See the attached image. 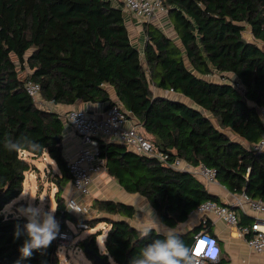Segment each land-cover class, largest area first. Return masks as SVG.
<instances>
[{"label":"trees","instance_id":"obj_1","mask_svg":"<svg viewBox=\"0 0 264 264\" xmlns=\"http://www.w3.org/2000/svg\"><path fill=\"white\" fill-rule=\"evenodd\" d=\"M163 4L176 37L146 21L142 50L132 42L122 0H0V264H63L56 239L43 254L21 259L26 236L15 239L14 233L27 221L4 211L35 168L25 152L32 158L47 152L61 170L55 212L60 230L68 221L86 220L91 227L106 222L104 244L116 264H129L152 239L163 238L153 231L142 239L134 223L140 209L120 200L95 198L99 215L91 220L67 208L61 193L72 174L63 147L65 124L60 113L29 94L28 81L38 83L40 100L54 106L83 100L109 107L116 103L111 85L127 116L133 115L169 160L211 166L231 192L264 200V148H253L264 139V0ZM152 85L183 94L193 104L156 95ZM9 138L21 142L19 150L5 149ZM99 146L107 172L127 192L146 197L171 227L186 222L201 203L219 202L191 172L120 142L100 140ZM198 229L177 232L191 248ZM100 234L92 232L79 243L94 251L86 254L96 264H102L95 257L101 254Z\"/></svg>","mask_w":264,"mask_h":264},{"label":"built area","instance_id":"obj_2","mask_svg":"<svg viewBox=\"0 0 264 264\" xmlns=\"http://www.w3.org/2000/svg\"><path fill=\"white\" fill-rule=\"evenodd\" d=\"M124 7L132 15L141 21H153L160 14H166L163 0H122ZM27 90L29 94L42 107L53 108L51 102L40 100V85L33 81H28ZM66 123H70L76 133L81 138V144L74 158L68 162L69 171L72 174L74 189L80 195H88L91 192V184L95 177L106 171V160L100 155V140L105 142H120L125 144L128 149L142 155L157 157L163 163L180 170L193 173L205 185L216 183V169L201 164H193L180 157L169 160L170 155L160 151L156 144L146 135L139 125L126 126L128 120L127 112L119 102L109 106L103 116H97L85 109L71 108L61 114ZM255 149L264 148V139L254 145ZM241 207L244 211L251 210L254 219L249 224H241L240 235L244 237L250 247L264 257V200L252 198L245 192L240 193L239 198L234 203V207ZM227 204H222L214 200H207L190 211L189 217H199V224H208L209 215L221 218L230 225H239V215L237 210ZM67 208L79 209V212L72 210L76 214L88 212V205L80 202L75 197L67 198ZM75 227L81 229H93L86 220L75 222ZM76 233L69 228L60 230L58 235L57 248L60 245L67 246L73 243ZM205 244L214 241L215 246L221 248L218 238L205 230H199L194 235V243L191 248L197 249L200 242ZM208 261L200 258V264Z\"/></svg>","mask_w":264,"mask_h":264},{"label":"crops","instance_id":"obj_3","mask_svg":"<svg viewBox=\"0 0 264 264\" xmlns=\"http://www.w3.org/2000/svg\"><path fill=\"white\" fill-rule=\"evenodd\" d=\"M125 11H126V23H127V26H128L129 32H130L132 42L134 44H136L140 49L143 50V47H144V44L146 41V32L144 30L143 24L146 21H141V20L135 18L132 15V13L129 12L126 8H125ZM149 22H152L156 26L161 27L162 29H164V31L166 33H168L172 37H176V33L174 32L173 26H172L171 22L169 21V19L167 18L166 14H160L159 16H157V18L155 20L149 21ZM248 39H251V37H248ZM107 88L109 90V93H110L112 100L119 102V99H118V96L116 94L114 87H112L111 85H108ZM152 89L154 91V94H156V95H165V96H169V97H175V98L180 99V100H182L188 104H193V101L190 100L188 97L184 96L183 94L174 93V92L169 91V90H163V89L157 88L155 86H153ZM71 108H81V109H85L91 113H94L97 116H103L105 114L108 106H107L106 102H95L94 103V102H86L83 100H77L74 104H71V105L53 106V109L55 111H57L58 113H60V116L63 112H65ZM61 118H62V116H61ZM213 121H214V119H213ZM64 124H65V128H64V137H63V147H64V154H65V156L69 162L72 158H74L76 156L78 149H79V146L81 144V138L76 133L74 127L70 123H66L64 121ZM134 124L138 125L137 121L135 120L133 115L129 114L128 120L126 122V126H131ZM232 134L233 133H231V135ZM233 137L236 138L237 136L233 134ZM24 155L26 157H28V159H30L35 166L34 169H32L26 173V177L28 176L30 179V182H31L30 183V190H31L30 192L34 193L35 192L34 189L36 190L35 193H36L37 199L35 200V202H38V205L41 204V206L44 209V208H46L47 199L45 197V199H44V201H42V203L39 200L41 197L40 194L43 193V191H45V190H44V188H42V186L44 185L43 183H41V186H40V166L38 165V161H40L41 157H44L45 159L50 158L51 161H49V163L52 164V162L54 160L49 156V154L47 152H45L42 156L37 157V158H32V155L29 154L28 152H25ZM34 171H36V172H34ZM44 171H45V174L47 175L48 170L45 169ZM54 175H56V177L52 180V184H54L56 186V190H54V192H55V196H56V202L55 203H56V208H57V192L59 189V183L57 182L56 178H57V175H59V176L61 175V170H60L59 166H58V171H54ZM33 180H36V183H35L36 185H34V189H33ZM205 186L210 192L218 195L219 203L227 204V205H230L231 207H234V203L237 201V199L240 196L239 193L231 192L229 189H227L226 186L222 185L220 182L211 183V184H208ZM101 190H103L104 191L103 194H106V195L100 194ZM22 193H25V181H24V190L22 191ZM21 196L22 195L20 194L17 198H20ZM61 196L65 198L66 203H67V198H69L71 196L75 197L76 199H78L82 203H85L82 200H85V198L88 196H92V199L93 198L116 199V200H120V201L129 203V204L135 205L136 208H138V209L141 208V210H143V208L142 207L139 208L140 205H138V203H141V205L142 204L145 205L147 211L145 213L143 212L142 214L138 215L135 218L134 223L136 225H138V227L141 228L144 226L154 225L155 218L157 220H159L160 222H162L160 220L156 210L151 206V204L149 203V201L147 200L146 197H144L138 193L127 192L120 185L119 181L117 179H115L113 176H111L107 172V170L95 177L94 181L91 184L90 194L80 195L79 193H77L74 189L72 180H70L64 186L63 191L61 193ZM17 198L13 199L11 202L6 204V206L4 208V211L6 213H8V214L13 213V215L19 216L17 213V209L22 207V206L27 207L28 204L30 203L29 202L30 198L28 199V198L23 197L22 199L16 201V203L12 207V209H8V205L12 202H15V200ZM135 199H137V201H135ZM143 200H145V201H143ZM47 207H49V204ZM234 208L237 210L239 218H240L239 225H230V224L226 223L224 220H222L221 218H218L214 215H209L208 224H202V223L199 224V221H200L199 217L192 216V217H189L186 222L180 223L175 227H171V226L165 224L164 222H162V224H160L159 226L161 228L167 226L170 228H174L176 231H180V232H183V231L185 232V231L192 229L193 227H198L199 229L197 231L205 230V231H208L209 233L213 234L214 236H216L218 238L219 245L221 248V256H220L219 260L217 261V264L218 263H222V264H264V257L262 255L258 254L252 247H250L249 244L247 243V241L244 239V237L240 235V227L239 226L241 224L251 223L254 219L253 212L251 210L244 211L243 208L237 207V206H235ZM14 209H15V211H14ZM73 213H75V212H73ZM54 215H55V213H54ZM149 215H150L151 220H147ZM136 219H139V222H136ZM67 223H68V228H69L70 227L69 224L72 223V221H68ZM101 235H104V234H101ZM86 236L87 235L79 236V238L77 239L78 242L76 241V244L81 245V244H79L80 240H83ZM105 236H106V234L103 237V242L105 241ZM61 262H62V259H61Z\"/></svg>","mask_w":264,"mask_h":264},{"label":"clouds","instance_id":"obj_4","mask_svg":"<svg viewBox=\"0 0 264 264\" xmlns=\"http://www.w3.org/2000/svg\"><path fill=\"white\" fill-rule=\"evenodd\" d=\"M30 146L33 149L38 147L35 144H30ZM4 147L8 151H17L21 147V142L9 138L6 139ZM21 195L28 194L21 193ZM71 209L79 212L77 208ZM55 211L56 209L51 207L48 211H45L41 205H33L32 203H29L27 207L22 206L17 209L18 215L24 217L27 221L23 226V231L17 226L14 233L15 239H19L22 235L26 236L19 249L21 259H30L33 252L43 254L57 239L60 234V226L55 218ZM160 224L162 222L155 218L154 225L138 229L142 239L149 238L153 231L157 233V236L163 238L152 239L137 255L130 259L129 264H200L201 257L211 261L212 264H217L219 249L215 246L214 241L200 244L197 249L190 248L185 245L181 234L174 228L167 226L161 228ZM100 253L108 257L109 264H116L115 259L110 255L105 245H100ZM57 255L59 257L61 252L58 251ZM17 264H19V261Z\"/></svg>","mask_w":264,"mask_h":264},{"label":"rangeland","instance_id":"obj_5","mask_svg":"<svg viewBox=\"0 0 264 264\" xmlns=\"http://www.w3.org/2000/svg\"><path fill=\"white\" fill-rule=\"evenodd\" d=\"M244 35L247 38L251 37L249 30L245 31ZM261 45L264 46L263 43H261ZM27 70H29V67H27ZM24 73L25 72H23V74ZM152 87H153V85H152ZM49 161H51L50 158L45 159L44 157H41L40 161H38V165L40 166V186H41V183H43L44 185L42 186V188H44V190H45V191H43V193L40 194L41 195L40 200L44 201L45 197L47 199L46 208H44L45 211H48L50 209V207L52 209L56 208V203H55L56 202V196H55V192H54V190H56V186L54 184H52V180L56 177V175H54V171H58V165L54 161L52 162V164H50ZM45 169L48 170L47 175L45 174V171H44ZM34 172H36V171H34ZM30 183H31L30 179L27 176L25 179V193L28 195H24V196H21L20 198H17L15 200V202H12L8 205V209H12V207L15 205L16 201L22 199L23 197L28 198V199L30 198L29 199L30 203H32L33 205H38V202H35L36 199H32V198H36V193H35L36 190L34 189V185H36L35 184L36 180H33V189L35 191L34 193L30 192L31 191L30 190ZM100 192H101L100 194H103L104 191L101 190ZM103 195H106V194H103ZM94 199L95 198L92 199V196H88L85 198V200H82L83 202H85V204L88 205V212L84 213V214H78L77 213L76 216H78L79 219L91 220V219H94V217H96L97 215H99L97 210L94 209V207L92 206ZM135 201H137V199H135ZM143 201H145V200H143ZM41 203H42V201H41ZM48 204H49V207H47ZM138 205H140L139 208L142 207L144 210L143 211L140 208V214H142L143 212L145 213L147 211L145 205H143V204L141 205V203H138ZM15 209H14V211H15ZM147 220H151L150 215H149ZM136 222H139V219H136ZM69 225H70V229L76 233V237H75V240L73 241V243H70L67 246L60 245L58 247V251L61 252L60 257L62 259L63 264H96V263H93V261L88 258L87 254L84 252L82 246L77 245L76 241L79 238V236L89 235L92 232L102 231V234L105 235L107 230H108L109 225L106 222L100 221V222H96L93 229H81V230H78L75 227V224L73 222L70 223ZM90 225H91V223H90ZM104 235L100 234L97 237V242H98L99 247H100V245L101 246L105 245L103 242Z\"/></svg>","mask_w":264,"mask_h":264},{"label":"water","instance_id":"obj_6","mask_svg":"<svg viewBox=\"0 0 264 264\" xmlns=\"http://www.w3.org/2000/svg\"><path fill=\"white\" fill-rule=\"evenodd\" d=\"M244 40H246V39H244ZM9 215L12 216L13 213H9ZM84 252H85V253H86V252L94 253L93 250H90V249L88 248V245H87V244H86L85 247H84ZM95 257H96V259H97L99 262H101L102 264H107L105 258H104L101 254H97V253H95Z\"/></svg>","mask_w":264,"mask_h":264},{"label":"snow or ice","instance_id":"obj_7","mask_svg":"<svg viewBox=\"0 0 264 264\" xmlns=\"http://www.w3.org/2000/svg\"><path fill=\"white\" fill-rule=\"evenodd\" d=\"M203 243H204L203 241L200 242V244H203Z\"/></svg>","mask_w":264,"mask_h":264}]
</instances>
